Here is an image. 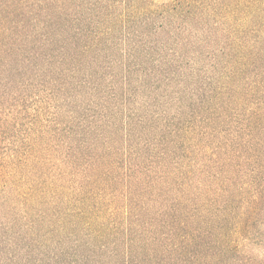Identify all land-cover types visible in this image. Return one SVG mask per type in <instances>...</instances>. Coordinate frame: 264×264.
I'll list each match as a JSON object with an SVG mask.
<instances>
[{"label": "trees", "instance_id": "trees-1", "mask_svg": "<svg viewBox=\"0 0 264 264\" xmlns=\"http://www.w3.org/2000/svg\"><path fill=\"white\" fill-rule=\"evenodd\" d=\"M26 2L0 15V61ZM165 3L136 45L145 60L132 45L121 67L148 91L145 115L115 136L104 120L53 222L69 230L73 264H264V0ZM38 184L39 199L66 188L59 176Z\"/></svg>", "mask_w": 264, "mask_h": 264}, {"label": "rangeland", "instance_id": "rangeland-1", "mask_svg": "<svg viewBox=\"0 0 264 264\" xmlns=\"http://www.w3.org/2000/svg\"><path fill=\"white\" fill-rule=\"evenodd\" d=\"M166 1L27 0L25 13L14 12V52L0 61V264H73L69 230L53 221L69 205L66 197L75 196L73 180L104 120L115 136L125 116L145 115L148 91L137 94L138 72L125 84L121 67L129 65L132 45L134 60H145L136 45L150 37L152 22L164 20L150 11L161 12ZM6 3L0 0L1 17ZM140 4L144 10L130 15ZM44 176L65 179L64 200L52 185L37 197Z\"/></svg>", "mask_w": 264, "mask_h": 264}]
</instances>
